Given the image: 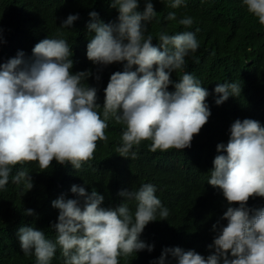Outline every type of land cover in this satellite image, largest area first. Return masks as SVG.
<instances>
[{
  "label": "clouds",
  "instance_id": "1",
  "mask_svg": "<svg viewBox=\"0 0 264 264\" xmlns=\"http://www.w3.org/2000/svg\"><path fill=\"white\" fill-rule=\"evenodd\" d=\"M183 2L172 0L170 7L179 8ZM242 3L264 25V0ZM111 6L118 10L117 23L104 24L92 11L87 25L94 33L87 44V59L101 66L124 62V70L112 73L104 89L103 118L96 110L100 107L97 89L86 82L92 73L71 71L72 51L65 39L46 37L33 47L31 61H25L21 51L0 64V189L8 184L12 167L18 163L38 162L45 170L55 160L79 170L93 158L97 141L108 139L109 118L126 126L116 149L126 159L136 158L133 147L144 140L152 141L153 152L188 148L207 123L211 115L205 103L207 89L187 72L175 83L170 78L185 66L189 52L198 49L195 33L161 32L159 46H154L153 37H145V23L156 16L151 0H145L143 11L138 10V0H111ZM77 18L69 15L61 27L69 28ZM176 18V12L166 17ZM178 23L190 27L193 19L184 17ZM169 85L173 91L167 90ZM240 91L238 83L216 84L214 93L219 99L215 103L220 105ZM229 132L227 143L216 145L217 153L226 154L214 157L207 183L222 191L228 205L238 206H229L223 213L226 226L220 221L212 225L213 230L219 226L208 246L213 251L205 257L193 250L166 247L155 264H166L169 256L176 264H264V208L246 207L250 197L264 198V127L254 119H237ZM11 179L14 184L24 182L28 190L33 187L27 169ZM70 191L83 200L61 196L52 201L58 210L52 226L55 242L32 226L18 229L21 250L33 254L38 264H49L58 246L64 264H119L121 256L146 248L151 252L153 246L139 237L149 222L157 221V213L160 220L169 215L151 183L118 193L136 202L134 213L124 202L102 207L104 196L94 189L88 194L84 187L72 185ZM25 214L33 215V210Z\"/></svg>",
  "mask_w": 264,
  "mask_h": 264
},
{
  "label": "trees",
  "instance_id": "2",
  "mask_svg": "<svg viewBox=\"0 0 264 264\" xmlns=\"http://www.w3.org/2000/svg\"><path fill=\"white\" fill-rule=\"evenodd\" d=\"M156 16L145 23V37H153V45L159 46V34L174 35L191 31L196 35L199 47L185 57V66L171 74L173 83L184 72L192 74L209 92L205 103L211 115L199 134L194 135L191 146L183 150H150L152 141L144 140L134 146L135 159L121 157L116 149L122 144L123 123L109 118L106 141H97L91 160L82 163L79 170L66 163L52 161V166L41 170L38 162L18 163L12 167L8 184L0 189V264H38L33 254L21 250L17 232L21 226H32L45 232L47 239L55 242L52 227L57 222L58 210L52 201L63 196L83 200L70 191L72 185L82 186L90 194L94 189L104 196L102 207H115L128 203L134 213L135 201L124 200L118 193L136 191L145 183L156 187L155 195L169 210L165 220L157 213V221L149 222L139 239L153 250L146 249L130 256L118 258L119 264H155L164 248L181 247L207 257L213 249L214 237L219 226L227 221L221 217L228 205L223 193L207 181L213 167L218 143L226 144L231 124L239 119H254L264 127V25L247 11L242 0H184L176 9L172 0H151ZM145 0H138V10L143 11ZM95 11L104 24L117 23L118 10L111 0H0V64L24 53V60L31 61L32 49L44 38H63L72 51L73 73L90 71L87 79L90 87L97 89L96 110L103 118L104 89L112 73L124 70V62L107 66L93 64L87 59V44L94 35L87 28L91 22L89 13ZM169 12H176V20H167ZM69 15H77L73 24L61 27ZM191 17L190 27L178 21ZM196 29H199L197 32ZM155 68V66H154ZM131 70H135V66ZM99 75L100 79H95ZM238 83V96H229L217 105L219 94L216 84ZM173 91V85L168 86ZM27 169L33 187L28 190L24 182L14 184L11 177ZM22 193L24 195L22 196ZM246 207L264 208V198L253 196ZM33 215H26V210ZM59 246L49 264H64ZM166 264H176L168 257Z\"/></svg>",
  "mask_w": 264,
  "mask_h": 264
}]
</instances>
